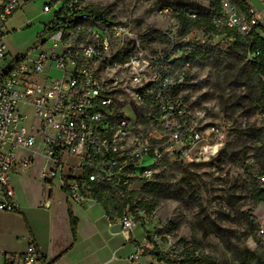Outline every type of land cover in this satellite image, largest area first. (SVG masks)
Returning <instances> with one entry per match:
<instances>
[{
    "label": "built area",
    "instance_id": "2783aa9c",
    "mask_svg": "<svg viewBox=\"0 0 264 264\" xmlns=\"http://www.w3.org/2000/svg\"><path fill=\"white\" fill-rule=\"evenodd\" d=\"M63 1L43 4L53 15L34 54L8 60L6 23L24 0H0V211L18 209L13 173L36 168L43 184L73 204L96 200L99 183L135 202L138 185L156 178L159 162H206L230 138L226 121L175 97L179 75L163 65V55L148 53L141 34L121 23H94L80 0ZM259 1L261 9L248 4L243 10L236 0H215L212 22L242 35L264 30ZM199 41L198 47L205 44ZM186 44L181 47L188 50ZM259 181L264 184V174ZM136 209L127 204L116 218L126 232L139 223ZM145 247L139 244L135 257ZM40 258L31 241L22 252H0L6 264Z\"/></svg>",
    "mask_w": 264,
    "mask_h": 264
},
{
    "label": "rangeland",
    "instance_id": "374dc122",
    "mask_svg": "<svg viewBox=\"0 0 264 264\" xmlns=\"http://www.w3.org/2000/svg\"><path fill=\"white\" fill-rule=\"evenodd\" d=\"M49 1L29 0L18 7L30 22L12 33L17 41L11 50L34 54L31 49L38 46L40 31L53 15V10L42 13ZM212 1L80 0L101 12L108 24L121 23L141 34L148 53L163 55V65L179 75L175 97L207 118L226 121L231 130L228 143L214 158L190 164L161 161L156 178L138 185L135 194L141 205L136 228L146 233L144 250L159 252L153 257L160 264H242L238 254L257 249L264 238V200L254 199L248 177L264 173V146L257 135L264 117L253 110L257 88L251 73L253 55L243 58L232 49V34L206 33L197 26L203 12L210 16ZM166 7L170 10L162 11ZM202 39L218 52L212 59L185 61L190 54L181 46ZM171 50L175 61L166 60ZM30 170L23 172L22 179L27 194L33 195L42 186Z\"/></svg>",
    "mask_w": 264,
    "mask_h": 264
},
{
    "label": "crops",
    "instance_id": "0c3cea01",
    "mask_svg": "<svg viewBox=\"0 0 264 264\" xmlns=\"http://www.w3.org/2000/svg\"><path fill=\"white\" fill-rule=\"evenodd\" d=\"M245 4L263 7L259 0H245ZM29 22L30 18L20 8L7 20L4 40L8 60L30 52L11 50L17 41L16 34L12 33L22 31L23 25ZM30 171L36 177V168ZM23 175V172L11 174L18 209L0 211V252H22L31 241L41 253L38 264H160L148 250L135 257L138 245L146 241V233L138 228L132 232L122 228L113 231L112 226L118 220L110 218L98 201L70 203L57 187L50 190L41 181L40 192L29 195ZM68 209L76 220L74 233ZM0 264L6 263L0 259Z\"/></svg>",
    "mask_w": 264,
    "mask_h": 264
},
{
    "label": "trees",
    "instance_id": "16d2710c",
    "mask_svg": "<svg viewBox=\"0 0 264 264\" xmlns=\"http://www.w3.org/2000/svg\"><path fill=\"white\" fill-rule=\"evenodd\" d=\"M68 1L69 0H64L63 3L66 4L68 3ZM236 1L243 10L246 9L245 0H236ZM212 2H213V6H212V10L210 11V16H208L207 14L208 12H203V14L199 18H197L199 22L197 26L202 27L203 31L206 33L209 32L210 30L214 31L215 33H218L220 32V30H222L223 32H228L232 34L233 42L231 48L237 49L241 53L243 58H246L249 54L253 55V58L251 60V66H252L251 73L257 80L256 95L253 101L255 106L253 110L264 117V30L262 28H257L253 30L249 35H242L234 29L216 28L212 22V16L218 11V7L215 0H213ZM88 10L90 12L91 19L94 23L108 24L107 20L104 18L101 12L94 9H88ZM196 17H198L197 14ZM188 27L186 31H188ZM186 45L190 46L188 49L189 51L188 53L190 54L189 55L190 57L189 60H185V61H190V60L192 61L194 58L212 59V57L216 54V52H218L217 49L208 48L206 47L205 44L198 47L196 43L190 44V42H187ZM257 135H258V141L262 144V146H264V125L257 130ZM227 143L228 142H226V144ZM248 177L252 184V193L254 195V199L256 201L264 200V189L260 188V186L261 185L264 186V184H262L259 181V175L257 176V178H253L251 175H248ZM93 194L96 201L102 204L107 214L112 219L118 218L122 214L127 204H129L130 209H132L133 211H136L137 210L136 208L138 207L140 209V205H141L140 200L137 199L135 202H132L131 199L123 200L120 198L119 191L106 183L96 184L94 187ZM68 215L71 222V229L72 232L74 233L76 220L70 209H68ZM149 253L157 256L160 255L159 252L156 251V249L151 250ZM238 256L242 264H264V238L258 244L257 249L255 250L245 249L241 251L238 254ZM161 259L164 262L169 263L168 258L162 257Z\"/></svg>",
    "mask_w": 264,
    "mask_h": 264
},
{
    "label": "water",
    "instance_id": "95a60500",
    "mask_svg": "<svg viewBox=\"0 0 264 264\" xmlns=\"http://www.w3.org/2000/svg\"><path fill=\"white\" fill-rule=\"evenodd\" d=\"M121 228V224L119 222H117L116 224H113L112 226V230L113 231H117Z\"/></svg>",
    "mask_w": 264,
    "mask_h": 264
}]
</instances>
